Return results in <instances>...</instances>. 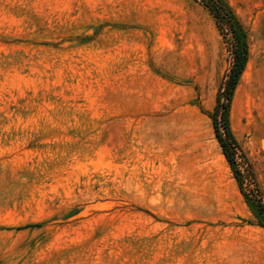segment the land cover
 I'll return each instance as SVG.
<instances>
[{
	"label": "rangeland",
	"instance_id": "1",
	"mask_svg": "<svg viewBox=\"0 0 264 264\" xmlns=\"http://www.w3.org/2000/svg\"><path fill=\"white\" fill-rule=\"evenodd\" d=\"M225 1L237 143L204 0H0V264H264V0Z\"/></svg>",
	"mask_w": 264,
	"mask_h": 264
},
{
	"label": "trees",
	"instance_id": "2",
	"mask_svg": "<svg viewBox=\"0 0 264 264\" xmlns=\"http://www.w3.org/2000/svg\"><path fill=\"white\" fill-rule=\"evenodd\" d=\"M204 2L213 10V12L218 17H226L227 21L231 23V27L235 32V37L237 40L236 41L237 44L235 48V63L228 82V89H227L228 100L227 103L225 104V109L223 111V122H222V125L225 129L228 138L233 140L235 143H237L236 138L230 126L229 113H230V105L235 89L237 87V84L239 83V80L246 68L249 59V47L246 38L243 36L242 32H240L238 29V22L236 20V17L230 6L227 4V2L225 0H204ZM215 128H216L217 137L224 149V153L227 156L233 170L235 171L236 176L238 177V173L235 166V158L229 148L228 139L224 137L223 132L220 128V124L216 119H215ZM254 213L259 219L258 223L264 226V206L259 204L257 210H254Z\"/></svg>",
	"mask_w": 264,
	"mask_h": 264
}]
</instances>
